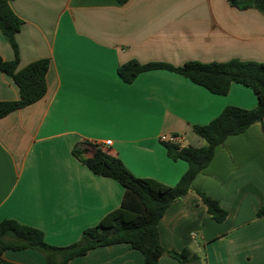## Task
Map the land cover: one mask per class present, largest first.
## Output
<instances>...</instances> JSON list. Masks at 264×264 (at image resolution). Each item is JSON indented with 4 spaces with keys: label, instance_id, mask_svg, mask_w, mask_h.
<instances>
[{
    "label": "crops",
    "instance_id": "crops-1",
    "mask_svg": "<svg viewBox=\"0 0 264 264\" xmlns=\"http://www.w3.org/2000/svg\"><path fill=\"white\" fill-rule=\"evenodd\" d=\"M22 19L15 34L17 69L48 58L42 98L0 118V221L38 228L54 246L77 241L118 208L124 188L89 170L72 149L83 141L118 157L135 176L174 185L187 169L166 154L161 136L180 146L206 142L192 127L225 106L253 109L256 97L232 83L225 95L210 92L166 69L122 81L117 67L129 60L264 62V14L230 0H10ZM0 57L14 53L0 31ZM19 98L0 71V101ZM264 122V115H263ZM111 140L109 145L105 140ZM92 148L84 156H91ZM195 189L227 211L213 220ZM264 134L255 123L215 148L191 189L173 201L157 224L169 250L188 246L198 264H264ZM17 264H46L35 249L5 250ZM66 264H143L127 243L98 246ZM156 264H179L164 254Z\"/></svg>",
    "mask_w": 264,
    "mask_h": 264
},
{
    "label": "trees",
    "instance_id": "trees-1",
    "mask_svg": "<svg viewBox=\"0 0 264 264\" xmlns=\"http://www.w3.org/2000/svg\"><path fill=\"white\" fill-rule=\"evenodd\" d=\"M116 1L124 4L128 0ZM230 1L238 8H255L264 14V0ZM22 22L11 8L10 0H0V31L14 53L12 60L0 57V71L11 77L19 92L17 100L0 101V118L39 100L46 91L48 58L36 59L17 69L18 47L15 34ZM152 69L173 71L218 95H225L232 83L247 86L255 94L256 106L253 109L225 106L208 123L193 125V131L205 140V145L180 146L175 140H165L163 145L167 156L187 163V169L174 185H166L154 178L135 176L118 157L104 152L97 144L88 141L79 143L72 149L74 156L93 173L113 178L123 186L124 193L119 207L105 215L96 225L83 229L77 241L65 246L48 244L38 228L21 224L14 219H2L0 255L8 249L30 248L41 252L46 264H66L92 248L127 243L142 254L143 264H156L164 254L175 258L179 264H198L199 256L188 246L179 251L164 248L159 242L157 224L169 205L191 189L193 178L209 164L215 148L227 136L239 134L255 123L259 124L264 134V62L233 58L220 62L192 60L173 66L165 62L141 64L129 60L117 67V75L122 81L130 83L138 73ZM90 147L92 155L84 156ZM195 192L213 220L221 222L226 218L227 211L220 207L216 199L201 190L195 189ZM256 215H264V203L258 208ZM0 264L17 263L0 257Z\"/></svg>",
    "mask_w": 264,
    "mask_h": 264
},
{
    "label": "built area",
    "instance_id": "built-area-1",
    "mask_svg": "<svg viewBox=\"0 0 264 264\" xmlns=\"http://www.w3.org/2000/svg\"><path fill=\"white\" fill-rule=\"evenodd\" d=\"M161 139L162 140H174V136H171V137H165V136H161ZM104 143L106 144V145H109L110 143H111V140H105L104 141Z\"/></svg>",
    "mask_w": 264,
    "mask_h": 264
}]
</instances>
